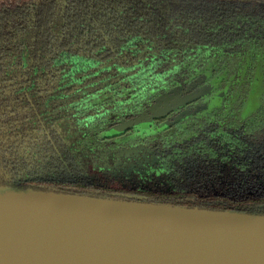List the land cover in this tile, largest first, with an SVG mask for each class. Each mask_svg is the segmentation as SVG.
<instances>
[{
    "label": "trees",
    "instance_id": "1",
    "mask_svg": "<svg viewBox=\"0 0 264 264\" xmlns=\"http://www.w3.org/2000/svg\"><path fill=\"white\" fill-rule=\"evenodd\" d=\"M13 1L0 0V185L264 215V98L177 147L94 140L211 60L243 99L260 68L264 93V0Z\"/></svg>",
    "mask_w": 264,
    "mask_h": 264
},
{
    "label": "water",
    "instance_id": "2",
    "mask_svg": "<svg viewBox=\"0 0 264 264\" xmlns=\"http://www.w3.org/2000/svg\"><path fill=\"white\" fill-rule=\"evenodd\" d=\"M178 95L149 121L196 98ZM0 264H264V215L0 185Z\"/></svg>",
    "mask_w": 264,
    "mask_h": 264
},
{
    "label": "flooded vegetation",
    "instance_id": "3",
    "mask_svg": "<svg viewBox=\"0 0 264 264\" xmlns=\"http://www.w3.org/2000/svg\"><path fill=\"white\" fill-rule=\"evenodd\" d=\"M254 82L243 99L240 94L244 89L239 82H234L236 76L229 69H220L211 60L198 69L191 76L168 87L162 86L159 89H152L155 95L153 102L139 111L137 114H128L117 121L115 126L127 124L130 121L140 118V124L133 125L125 132L108 137L106 134L113 128L110 127L95 136L96 142L115 146H141L151 142L162 140L166 146L177 147L181 143L188 142L200 130L211 127L216 120H247L258 109L264 98L262 91L260 68H256ZM166 89V90H164ZM169 96L182 99L184 97H196L194 102L178 108L176 111L167 114L160 119L149 121L151 113L148 109L159 102L160 97ZM167 96V97H169ZM231 100V101H230ZM144 106V105H143ZM148 112V114L146 113ZM114 126V127H115ZM171 137L167 141V137ZM119 141V142H117ZM124 200H144L143 196L122 195Z\"/></svg>",
    "mask_w": 264,
    "mask_h": 264
},
{
    "label": "rangeland",
    "instance_id": "4",
    "mask_svg": "<svg viewBox=\"0 0 264 264\" xmlns=\"http://www.w3.org/2000/svg\"><path fill=\"white\" fill-rule=\"evenodd\" d=\"M27 1H32V0H27ZM25 3H27L26 1H23V0H14L13 2H8V5L10 6V7H12V6H24V4ZM127 86H128V84H127ZM127 86H125L124 88H122V89H125V88H127ZM129 86H134V89H136V87H135V85L134 84H132V85H129ZM116 87H118V86H116ZM122 89H120V90H122ZM115 92H112V94H98V98H99V100H102V99H105V98H107L108 96H110V95H113ZM96 97V98H97ZM117 142H119V141H117Z\"/></svg>",
    "mask_w": 264,
    "mask_h": 264
}]
</instances>
